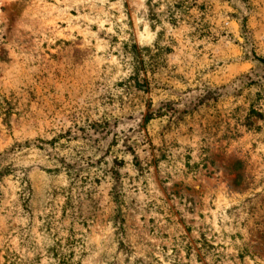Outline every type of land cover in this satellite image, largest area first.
I'll return each instance as SVG.
<instances>
[{"label": "rangeland", "instance_id": "374dc122", "mask_svg": "<svg viewBox=\"0 0 264 264\" xmlns=\"http://www.w3.org/2000/svg\"><path fill=\"white\" fill-rule=\"evenodd\" d=\"M0 160V264H264V0H0Z\"/></svg>", "mask_w": 264, "mask_h": 264}, {"label": "trees", "instance_id": "16d2710c", "mask_svg": "<svg viewBox=\"0 0 264 264\" xmlns=\"http://www.w3.org/2000/svg\"><path fill=\"white\" fill-rule=\"evenodd\" d=\"M161 114H159V116H160ZM151 119H153V114H147L146 116H145V122H148V121H150ZM14 148V147H13ZM13 148L11 149V150H13ZM10 150V151H11ZM2 164H3V162H2V160H0V179H2L4 176H6L7 174V172H6V168H4L3 166H2Z\"/></svg>", "mask_w": 264, "mask_h": 264}]
</instances>
